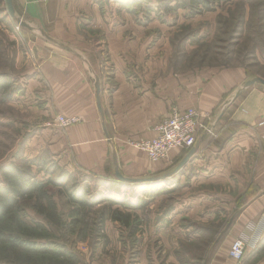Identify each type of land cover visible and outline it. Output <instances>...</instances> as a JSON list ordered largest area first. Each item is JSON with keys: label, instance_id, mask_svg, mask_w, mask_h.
I'll use <instances>...</instances> for the list:
<instances>
[{"label": "crops", "instance_id": "1", "mask_svg": "<svg viewBox=\"0 0 264 264\" xmlns=\"http://www.w3.org/2000/svg\"><path fill=\"white\" fill-rule=\"evenodd\" d=\"M12 1L17 17L33 27L23 40L14 26L13 31L0 26L24 48L17 59L27 67L23 99L32 109L42 104L51 116L80 119L64 133L51 134L53 149L62 147L84 172L106 179L111 164L114 170V151L125 176H156L174 170L186 151L153 163L133 143L153 139L157 124L174 108L198 110L212 129L178 176L181 183L223 185L234 206L249 187L256 189L236 211L227 242L210 264H238L229 252L242 235L260 240L248 245L240 264H264V87L254 85L233 100L247 81L242 72L175 73L171 28L155 18L141 25L124 8L108 9L106 3L115 6L114 0ZM99 3L106 6L101 9ZM96 79L105 119L97 106Z\"/></svg>", "mask_w": 264, "mask_h": 264}, {"label": "rangeland", "instance_id": "2", "mask_svg": "<svg viewBox=\"0 0 264 264\" xmlns=\"http://www.w3.org/2000/svg\"><path fill=\"white\" fill-rule=\"evenodd\" d=\"M165 1H171L170 5L175 6L176 1ZM114 3L115 6L106 3L107 8H123ZM99 5L101 9L106 6ZM148 6L157 9L161 3L159 0H146L139 11L143 15H133L141 25H148L154 17L171 28V56L175 73L198 70L207 76L234 70L244 73L247 81L264 78V0H235L216 7L214 12L193 18L185 9L170 12L163 19H158L155 13L147 18ZM9 23L12 27L18 25L10 17ZM16 32L26 40L20 30ZM0 35V72L9 74L15 90L11 101L0 102V166L15 163L30 169L38 180L47 183L51 178L55 179L51 164L59 162L68 171L76 173L81 181L88 173L75 163L70 153L65 157L62 147L53 149L51 134L66 130L61 131L53 126L55 116L45 113L42 104L32 109L31 104L23 99L26 95L27 67L24 63L19 64L17 59L24 48L17 44L12 34L10 36L0 31ZM112 166L111 170L108 169L110 176ZM43 170H48L49 174ZM166 173L161 172L156 176ZM89 176L93 178L92 187L101 185L98 191L121 200L143 198L145 194L142 190L154 191L168 186L166 190L173 191L155 198L145 210H132L135 216L129 229L111 219L114 210L124 208L108 202L97 206L84 218L80 217V222L75 224L78 217H74L72 211L76 208L69 204L63 192L50 185L47 188L54 194L66 222L64 229L57 231L51 228L32 209L30 202L25 203V223L29 227H35L38 223L47 227L49 233L55 235L54 242L64 245L67 252L77 257V264H182L179 256L183 264L195 262L191 256H199L203 260L199 264H204L220 242L216 243V240L239 210L236 203L239 197L234 206L229 198L230 193L223 185H200L187 179L181 183L177 176L171 179L173 181L169 179L155 186L152 183L120 186L111 184V178L106 180L94 174ZM169 181L171 184L167 185ZM102 213L106 219L104 228ZM96 220H99L97 232ZM212 224H222L220 233L212 239L214 243H211V236L205 230ZM196 226L204 230L199 231ZM228 236L220 239L222 243L218 251L227 242ZM39 242L44 243L45 240Z\"/></svg>", "mask_w": 264, "mask_h": 264}, {"label": "trees", "instance_id": "3", "mask_svg": "<svg viewBox=\"0 0 264 264\" xmlns=\"http://www.w3.org/2000/svg\"><path fill=\"white\" fill-rule=\"evenodd\" d=\"M114 1L119 3L131 14L138 16L143 15L140 14L139 11L143 9L146 0ZM159 1L161 6L157 9L148 6L147 10H149V15L146 16L147 18H149L152 13H155L158 19H163L168 13L176 12L181 9L187 10L190 17L193 18L204 13L214 12L216 7L232 3L235 0H174L176 1L175 6L170 5L172 3L171 1ZM142 17H140V19H142ZM0 26H4L8 30L13 31L9 23V15L7 13L5 0H0ZM20 31L24 34L27 29L20 27ZM1 44L2 40L0 35V46ZM13 88V82L9 74L0 72L1 103H8L12 100L13 92L15 91ZM189 151L190 150H187L186 153L188 154ZM43 171L48 173V170ZM51 171L53 175H55V179L51 178L47 183H44L38 180L30 169L19 167L15 163H8L0 166V262L7 264H77V257L67 252L64 245L54 242L55 235L49 233L47 227L39 223L35 227H29L28 223H25L24 204L30 202L32 209L40 215L51 228L61 231L66 227V222L63 218V214L59 211L55 196L47 188L49 185L57 188L61 193L63 192L69 204L76 208L72 211L74 217H78L75 224L80 222V217L84 218V216L88 215V212L108 202L111 203L110 205H119L124 208L125 211L120 208L114 210V215L111 219L120 222L127 229L132 227L135 216L131 212L132 210H145L151 205L155 198L173 191L166 190L168 186H166V189L160 188L154 191L142 190L145 194L143 198H139V195L137 197L139 198L138 200H121L106 196L101 191H98L101 185L92 187L91 181L93 178L89 176L91 174H87L88 176H84V178L79 181L76 173L68 171V169L61 166L59 162L51 164ZM109 179L111 184L117 183L120 186L123 185L116 181L114 170ZM151 185L155 186L157 184L152 183ZM255 193L256 189L252 186L249 187L246 193L237 199V208H240L248 202ZM105 220V216L102 213L101 223L103 224V228ZM136 220L138 221V216H136ZM98 223L99 220H96V232L98 231ZM137 225L139 227L140 222H138ZM221 226L222 224H212L205 229L211 236L209 240H212L220 233ZM196 227H198L199 231L204 230L203 227ZM37 229H40L39 233ZM228 234L229 232L225 234L224 237L226 238ZM39 240H45V242H39ZM214 242L213 240L211 241V243ZM221 243L222 240H220L217 247L210 254L208 264H210L215 257L218 252V246ZM191 257L195 260V262H191V264H199L203 261L199 256ZM178 259L182 264L184 263L180 256Z\"/></svg>", "mask_w": 264, "mask_h": 264}, {"label": "built area", "instance_id": "4", "mask_svg": "<svg viewBox=\"0 0 264 264\" xmlns=\"http://www.w3.org/2000/svg\"><path fill=\"white\" fill-rule=\"evenodd\" d=\"M16 31L20 26L14 27ZM80 122L77 117L56 115L53 126L60 130H67ZM208 130L205 120L198 110L194 108L181 111L174 108L171 114L156 126V136L153 139L133 143V146L143 151L153 163L167 161L175 150H191L197 143L201 134ZM264 223V216L261 218ZM260 237L242 235L236 238L231 245L229 256L238 264L245 259V251L249 244L258 242Z\"/></svg>", "mask_w": 264, "mask_h": 264}, {"label": "water", "instance_id": "5", "mask_svg": "<svg viewBox=\"0 0 264 264\" xmlns=\"http://www.w3.org/2000/svg\"><path fill=\"white\" fill-rule=\"evenodd\" d=\"M5 2H6L7 13L9 15V17L12 20H14L20 27H23V28L28 29V30H33V27L29 23H27V22H25L22 19L17 17V15L15 13L13 1L12 0H5ZM42 34L46 38L50 39L45 33H42ZM63 47L72 51L71 49L67 48L66 46H63ZM254 85H261L264 87V78L258 77V78H254V79L246 81L244 86L236 92L233 100L238 99L242 95L244 90H246L247 88H250ZM95 88H96V93H97V106H98V109L100 111L102 118L105 119V114L103 112L102 101H101V81H100V79H96ZM223 115H224V111L222 112L221 118ZM211 129H212V127L209 126L208 130L203 134L201 140L199 142H197V144L188 152V154L182 159V161L178 164V166L174 170H172V171H170L164 175H161V176H152V177H147V178H132V177L125 176L121 172L117 152L114 151L113 152V164H114V176H115L116 181H118L121 184H131V185H141V184L145 185V184H150V183L159 184V183L165 182L171 178L181 176L184 168L190 162H192V160L195 158V156H196V154L200 148L202 140H204L206 138L207 134L211 131ZM104 132H105V135H106L108 141L111 142L110 135L107 132L105 125H104ZM238 214H239V212H236L232 216V218L230 219V221L226 225L225 229L222 231L219 238L216 240V243H218L220 241V239L225 234H227L229 232V230L231 229V227L234 223V220ZM204 264H208V260H206Z\"/></svg>", "mask_w": 264, "mask_h": 264}]
</instances>
